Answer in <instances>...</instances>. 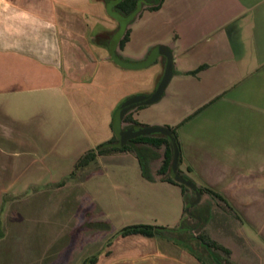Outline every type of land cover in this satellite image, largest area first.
Wrapping results in <instances>:
<instances>
[{"label":"crops","instance_id":"crops-1","mask_svg":"<svg viewBox=\"0 0 264 264\" xmlns=\"http://www.w3.org/2000/svg\"><path fill=\"white\" fill-rule=\"evenodd\" d=\"M117 26L105 0H0V150L15 146L25 155L15 162L0 157V264H202L170 231L182 219L180 188L157 177L152 181L171 187L175 205L163 222L138 221L165 228L152 236L121 234L132 223L84 204L65 208L59 232L58 222L40 224L36 205L31 232H14V221L24 219L22 182L33 175L35 195L49 193L42 210L57 213L64 205L48 190L59 180L57 165L70 164L61 172L70 177L79 157L112 137L120 102L149 93L162 75L163 56L136 69L110 59ZM128 29L117 48L123 59L144 60L159 44L174 58L170 91L136 109L133 119L174 128L179 169L238 211L230 198H242V205L243 197L264 190V0H163L159 9L138 13ZM128 159L138 164L124 152L94 163ZM46 174L51 183L41 185ZM206 230L232 249L210 221Z\"/></svg>","mask_w":264,"mask_h":264},{"label":"rangeland","instance_id":"rangeland-1","mask_svg":"<svg viewBox=\"0 0 264 264\" xmlns=\"http://www.w3.org/2000/svg\"><path fill=\"white\" fill-rule=\"evenodd\" d=\"M170 89L171 84L167 91L169 92ZM20 151L19 148L12 146L0 150V157L5 158L8 162H15L18 158L25 157ZM67 159L68 157H66ZM99 163L98 165L93 162L74 176L63 177L61 172L63 173L70 166V164H66V161H63L62 164L57 165L59 180L56 184L51 183L49 174H46L45 179L39 182L41 185L51 183L48 190L51 191V194H56L57 204L64 205L57 213H48L42 210L46 205L45 202L50 199L49 193L44 192V188L39 193L41 196L35 195L32 188H29L30 184H34V181L30 179L33 178V175L29 177L28 181L25 179L22 182L25 189L18 201L20 204L18 210L24 212V219L14 221V232H23L24 229L31 232L32 222L37 213L35 212L36 205L41 207L40 224L50 221L58 222V232L64 226L62 223L69 216L65 208L82 204L87 205L90 210L99 207L100 210L109 211L113 217L121 216L118 219L120 223L163 222L165 216L168 218L167 212H171L175 205L171 191H169L171 187L146 179L142 169L137 163H134L133 159L123 162H106L104 166L101 161ZM37 166L35 164L32 168L36 169ZM7 177L10 178V173ZM188 194L192 196L190 191ZM241 199L240 197L230 198L233 205L238 208V211L233 210L232 213L223 203L220 208L216 209L213 206L217 203L215 202L212 204L206 222L210 221L212 230L232 247L230 260L227 255L220 252L223 264H264V190L259 194H249L247 197H243L242 205L240 204ZM204 200L208 201L210 197L205 196ZM52 204L54 203L52 202ZM234 212L238 215V220L235 219ZM16 215L18 216V213ZM242 216L247 217V220H244ZM169 221L173 223L174 219ZM188 221L194 225L193 219ZM46 230L48 231V229ZM240 231L244 236L241 237ZM203 258L206 257L203 256ZM206 260L207 264H213L210 258H206Z\"/></svg>","mask_w":264,"mask_h":264},{"label":"water","instance_id":"water-1","mask_svg":"<svg viewBox=\"0 0 264 264\" xmlns=\"http://www.w3.org/2000/svg\"><path fill=\"white\" fill-rule=\"evenodd\" d=\"M119 1L120 0H110L106 4V12L111 17H113L118 24L112 38L110 39L108 46L110 59L120 67L136 69V68L145 67L151 64L157 57L163 56L164 68L162 75L155 84L154 88L149 93H140V94H134L128 96L122 102H120V104L116 108L112 118L113 132L118 139L116 145L122 146L126 143L128 139L135 138L138 136H144V135H160L167 137L172 145V159L170 164V173L176 181L186 185L192 191H194L195 193L194 203H197L200 200V193L197 189V186L194 184L193 181L189 180L188 178L182 175L177 174V167L180 158V149H179L178 141L176 139V135L172 131V129H170L168 126H163V125H149V126L142 125L136 127L130 126L128 128H122V119L127 112L135 109L138 106L154 104L162 98L170 82V79L173 75L174 58L170 48L164 44H159L154 46L144 60H140L137 62L125 60L119 55V53L117 52L118 43L121 37L123 36L126 28H128V25L138 15V12L141 8L140 4H138L137 7L131 13L124 15L121 12H118L114 9V6Z\"/></svg>","mask_w":264,"mask_h":264},{"label":"flooded vegetation","instance_id":"flooded-vegetation-1","mask_svg":"<svg viewBox=\"0 0 264 264\" xmlns=\"http://www.w3.org/2000/svg\"><path fill=\"white\" fill-rule=\"evenodd\" d=\"M105 1H106V4H107V2L110 1V0H105ZM128 38H129V35H128ZM141 107L142 106H138L135 109L130 110L129 112H127L124 115V117H125L128 113H130L128 119H125L123 117V119H122V128H128L130 126H134V127L142 126L141 124H139L132 117L133 112L136 109L141 108ZM143 126H149V125H143ZM111 128H112V123H111ZM169 128L172 129V131L175 133V129L174 128H171V127H169ZM112 132H113V128H112ZM175 135H176V133H175ZM144 136H149V137H152V138H166L169 141V146L171 148V159H172V145H171L170 140L167 137L160 136V135H144ZM112 137H115V139H116L115 143H117L118 139H117L116 135L114 134V132H113ZM138 137H140V136H138ZM111 138L109 140H111ZM135 138H137V137H135ZM135 138L128 139L125 144L130 142V146H132V145L142 146L143 145L144 147L150 148L155 153L154 156L145 157V169H146L147 173L152 177V180L154 179V177H157L161 181L168 182L167 180L163 179V177H167L168 176L173 181H175L176 183L187 187L186 185L176 181L172 177V175L170 173L171 159H170L169 165L167 167V170L165 172H163V173L160 172V168H161L162 163H163L164 151L168 147L167 143H165L163 140L162 141H157V142H150V141L131 142ZM109 140H107L106 142H108ZM106 142H104V143H106ZM123 152L124 153H132L137 158L138 165H139L140 169L143 168L141 166L140 162H139V159H138L137 155L135 154V151L131 147H130L129 150L123 151ZM179 160H180V158H179ZM79 171H77V172H79ZM177 174L188 178L179 169V163H178V167H177ZM74 175H71V176H74ZM189 180H191V179H189ZM168 183H170V182H168ZM171 184H174V183H171ZM194 184L196 185L195 182H194ZM174 185L178 186L177 184H174ZM196 186H197V189H198V191L200 193L201 200H199L200 202L198 201L197 203H194L195 193L189 187H187L186 194H187V196L189 198V202H188V206L186 207V202H185V199H184L183 214H182V216H185L187 222H186L185 227H182V225L179 224L178 227L174 228V230H175L174 233H176V236H177V238L179 240H182L183 242H185L190 247V249L194 250V254H196V256L201 260L202 264H207L206 258H210V260L212 261L213 264H223L222 259H221L222 258L221 253H224L225 255H227L228 259L230 260V257H231V254H232V249L227 247V246H225V245H223V244H221L220 242H218L217 240H215L214 238H212L210 236L209 232L206 230V224H207L206 221H207V219L209 217V211H210V209L212 207V204L217 202L213 206L219 207V208H220V205H222L221 203H223L224 205L229 206V207H230V205L227 202V200L223 196H221L219 193H217L216 191L213 190L215 193L219 194L221 196V198L217 197L213 192H210V190L212 191L211 188H208V187H205V186H198V185H196ZM208 189H210V190H208ZM189 191L192 194V196H190L188 194ZM205 196L210 197V200L205 201L204 200ZM183 198H184V195H183ZM211 198H214L215 200H212ZM189 219H193L195 221L194 225L190 224V222L188 221ZM132 225L158 226V225H153V224H142V223L138 224L137 223V224L126 225L123 228H125L127 226H132ZM158 227H163V226H158ZM123 228H121L120 230H122ZM182 231L184 233H182ZM201 242L202 243H207L209 245V248L205 249L204 245ZM203 256L206 257V258L204 259Z\"/></svg>","mask_w":264,"mask_h":264},{"label":"trees","instance_id":"trees-1","mask_svg":"<svg viewBox=\"0 0 264 264\" xmlns=\"http://www.w3.org/2000/svg\"><path fill=\"white\" fill-rule=\"evenodd\" d=\"M162 2H163V0H120L115 5L114 8L116 11L121 12L124 15H127V14L131 13L137 7L138 4H140V7H141L139 12H138V13H140L142 10H149V11L157 10L162 5ZM128 35H129V29L126 28L123 36L121 37V39L118 43L119 48H122L123 45L125 44V42L128 40ZM200 68H198V69H200ZM198 69L192 71L191 73H196ZM129 114L130 113H128L124 118L128 119ZM162 140L165 143H167L168 147L164 151L163 163H162V166L160 168L161 173H163L167 170V167H168L170 159H171V148L169 146V141L166 138H152L149 136H140V137H137L131 141V142H140V141L157 142V141H162ZM115 141H116L115 137H112L111 140L106 142L107 144L106 143L100 144L95 149H91V150H88L87 152H85L76 161V163L74 165V169L71 172V175L76 174L77 171L81 170L82 167H85L88 164L95 162L96 157L99 155L116 154V153H120L123 151H127L131 147L135 151V154L137 155L139 162H140L141 166L143 167L142 168L143 175L146 177V179L152 180V177L147 173V171L145 169V157L154 156L155 153L150 148L144 147L143 145L142 146H138V145L130 146V142H128L127 144H125L123 146H117ZM163 179L167 180L170 183L177 184L179 186L182 194L184 195V199H185L186 207H187L188 202H189V198L186 194L187 187L176 183L175 181H173L168 176L163 177ZM208 190H210V189H208ZM210 192H213L217 197L221 198V196L219 194L215 193L213 190L212 191L210 190ZM186 222H187V220H186L185 216H182V219L180 221V224L182 225V227H185ZM164 229L165 228H163V227L152 226V225H132V226H127V227L123 228L122 230H120V233L121 234L140 233L143 235L152 236L154 234L159 233L160 231H162ZM170 231L174 232L175 230L170 229ZM202 244L204 245L205 249L209 248V245L207 243H202Z\"/></svg>","mask_w":264,"mask_h":264}]
</instances>
